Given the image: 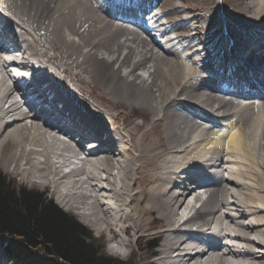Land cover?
I'll list each match as a JSON object with an SVG mask.
<instances>
[{
    "label": "bare ground",
    "instance_id": "1",
    "mask_svg": "<svg viewBox=\"0 0 264 264\" xmlns=\"http://www.w3.org/2000/svg\"><path fill=\"white\" fill-rule=\"evenodd\" d=\"M134 2L141 7L147 1L114 0L113 11L136 17ZM157 2L150 26L127 29L103 0H0L20 47L19 58L10 51L8 59L0 56V167L53 185L84 223L99 234L112 233V252L126 254L122 236L129 234L128 226L136 230L135 216L152 211L166 222L159 249L152 251L159 264H264V0H233L230 9L221 0L211 30L203 22L207 13L197 12L201 5ZM206 44L229 60L215 76L195 65ZM241 51L258 60L255 71L262 80L234 66L232 55ZM7 62L21 67L20 78L27 68L37 84L50 86L36 98L54 94L47 113L59 108L54 116L61 123L22 112L20 86L4 81ZM214 85L233 96L206 91ZM96 88L112 106L150 112L148 124L114 130L110 125L118 112L95 104ZM55 130L83 133L101 147L78 151L72 160ZM108 134L120 140L111 152L102 148L113 145ZM143 156L153 162L151 180L157 182L146 186L149 198L138 209L141 188L135 186ZM167 245L175 247L174 255Z\"/></svg>",
    "mask_w": 264,
    "mask_h": 264
},
{
    "label": "trees",
    "instance_id": "2",
    "mask_svg": "<svg viewBox=\"0 0 264 264\" xmlns=\"http://www.w3.org/2000/svg\"><path fill=\"white\" fill-rule=\"evenodd\" d=\"M85 225L36 188L0 170V245L13 264H137L107 254ZM157 238H150L153 251Z\"/></svg>",
    "mask_w": 264,
    "mask_h": 264
},
{
    "label": "rangeland",
    "instance_id": "3",
    "mask_svg": "<svg viewBox=\"0 0 264 264\" xmlns=\"http://www.w3.org/2000/svg\"><path fill=\"white\" fill-rule=\"evenodd\" d=\"M191 1V2H190ZM223 9H230L231 8V4L233 2V0H223ZM188 5L190 7H193L194 5L196 6H200L198 7L197 12H201L202 13H207L205 14V18L203 19V22H208L209 25L206 27V29L211 30L213 29L214 25L216 24V20L217 17L221 15V5L220 2L221 0H187ZM209 2V3H208ZM219 2V4H218ZM199 3V4H198ZM208 5V6H207ZM205 6V7H204ZM203 10V11H202ZM217 15V16H216ZM215 16V18H214ZM212 19V20H209ZM162 20H165L164 18H162ZM211 23V24H210ZM34 35V33H33ZM54 69V65H51ZM51 67V69H52ZM138 72L141 73H145V68L143 67H139L137 69ZM92 88L89 86H86V89H90ZM101 89L100 88H96L95 90H93V101L95 102V104L100 108H104L107 109V107L111 106V109L113 107L112 110L110 109V113H116L118 112L117 118L114 120L115 122L112 123L110 125V127L115 128L114 130H117V125H121V127H126V125L128 124H133L136 122H141L144 126H146L148 124V120H150V116L151 113H138V111L136 110H131L130 107H124V106H112L111 105V101L106 97L103 98L101 97ZM99 98V99H98ZM78 108H80L79 106H77ZM130 108V109H129ZM101 109V108H100ZM87 110V109H86ZM134 113V114H133ZM133 114V115H132ZM141 114V116L139 115ZM96 115V116H95ZM127 115V116H126ZM93 117L98 118L97 121L100 119L98 117L97 114H93ZM126 117V118H125ZM101 120V119H100ZM125 123H124V122ZM129 122V123H128ZM124 123V124H123ZM142 130V129H141ZM161 159L163 156H160ZM144 158V159H143ZM142 162H139V164L142 165V163L144 164L143 167V171L141 173L143 174H139L142 176L141 180L139 181V183H137L138 185H136L135 187H137V189L141 188L140 191L137 193V203L139 202L140 204L138 205L137 203V208L140 209L142 207V205H144L147 202V199L149 198V193L147 187L149 188L152 184L156 183L157 178L155 177L154 179L151 180L152 178V174L153 173V162H147V158L146 156H143ZM69 168L72 167V164L68 163ZM0 170L7 176L8 179H10L11 181L15 182L16 184H21V185H25L27 187H34V188H38L39 190L45 188L44 185H47L45 183H39V182H35L32 180H28V179H21L19 175H15L14 173H10L7 172L4 168L0 167ZM151 176V177H150ZM144 177H148L149 180L144 179ZM146 180V181H145ZM149 181V183H148ZM153 181V182H152ZM141 185V187L139 186ZM144 185V186H142ZM147 186V187H146ZM41 188V189H40ZM145 190V191H144ZM47 193H45V195L50 198L49 196L51 195V190L50 188H48V190L46 191ZM141 196H140V194ZM146 196H145V195ZM54 201V200H53ZM143 201V202H142ZM146 201V202H144ZM69 214L73 215L74 217H76L77 220H79L83 225L86 226V228L88 229L87 231L92 232L91 234L96 238V240H98L99 242H104V251L107 254L113 255V256H117L120 257L122 259H127V258H132L134 257L135 261L137 264H156V258L154 256H152V250L149 249L148 246V241L150 240V238H152L153 236H159V239L157 241L158 245L160 246V242H162L163 240V233H161V228L166 225V222L163 218H161L160 216H157L156 212H152V211H148V213H138L139 215L135 218L137 220V229L133 231V227L128 226L130 224V221L127 220L124 222V226H128L129 229V234H125L126 237L122 236V238H126L128 245L124 246V250L126 251V254H122V253H115L111 251V248L109 249L106 245H108V243L111 242H116L115 237L112 236V233H110L109 231L102 234H99L98 230L93 228L92 226L88 225L87 223H84L82 221V219H80L81 217L79 215H76V212L73 211V209H68ZM249 219V217H245V219L243 221H247ZM164 222V223H163ZM98 231V232H97ZM252 231H250V234L252 235ZM119 236V235H117ZM120 238V237H119ZM116 245V243H115ZM157 245L156 250H158L159 246ZM1 249V248H0ZM0 264H12L10 262H7L1 253L0 250Z\"/></svg>",
    "mask_w": 264,
    "mask_h": 264
}]
</instances>
